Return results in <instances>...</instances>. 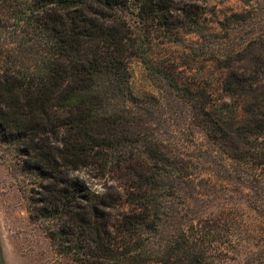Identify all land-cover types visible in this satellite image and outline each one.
<instances>
[{"label": "trees", "instance_id": "16d2710c", "mask_svg": "<svg viewBox=\"0 0 264 264\" xmlns=\"http://www.w3.org/2000/svg\"><path fill=\"white\" fill-rule=\"evenodd\" d=\"M207 16V0H0V147L30 185L31 221L75 264H178L158 257L151 235L173 220L195 172L132 93L131 61L148 59L131 20L171 37ZM252 81L248 71L226 78L224 91L248 102L238 122L216 118L193 90L190 114L216 148L197 157L202 169L219 164L264 212V105L250 103Z\"/></svg>", "mask_w": 264, "mask_h": 264}, {"label": "rangeland", "instance_id": "374dc122", "mask_svg": "<svg viewBox=\"0 0 264 264\" xmlns=\"http://www.w3.org/2000/svg\"><path fill=\"white\" fill-rule=\"evenodd\" d=\"M207 3L209 20L194 33L147 37L131 20L148 59L131 61L132 93L160 120L168 151L184 156L195 172L192 184L180 188L173 220L151 235V247L178 264H190L194 252L203 264H264V212L234 192L219 164L215 173L202 169L197 157L216 148L191 117L189 92H198V104L209 101L216 118L222 113L226 122H238L248 102L226 93L224 84L231 71H248L254 83L250 103L264 105V74L255 73L264 71V0ZM233 14L242 20L227 23ZM16 160L0 147V245L9 264H75L72 256L57 253L41 222L31 221L30 185Z\"/></svg>", "mask_w": 264, "mask_h": 264}, {"label": "crops", "instance_id": "0c3cea01", "mask_svg": "<svg viewBox=\"0 0 264 264\" xmlns=\"http://www.w3.org/2000/svg\"><path fill=\"white\" fill-rule=\"evenodd\" d=\"M0 264H9L7 259V252L3 245H0Z\"/></svg>", "mask_w": 264, "mask_h": 264}]
</instances>
